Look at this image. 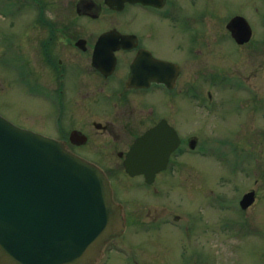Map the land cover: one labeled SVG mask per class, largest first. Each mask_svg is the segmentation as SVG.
Segmentation results:
<instances>
[{
    "label": "rangeland",
    "instance_id": "1",
    "mask_svg": "<svg viewBox=\"0 0 264 264\" xmlns=\"http://www.w3.org/2000/svg\"><path fill=\"white\" fill-rule=\"evenodd\" d=\"M22 1L0 0V9L7 3L19 8L16 4ZM24 1L25 18L31 19L37 6ZM45 1L64 11L74 0ZM192 2L187 0V22L199 20L191 8L206 13L200 16L206 41L202 58L188 57L185 69L186 87L194 84L199 92L187 89L171 96L170 106L177 109L171 115L177 131L183 138H197L195 149L184 144L155 185L144 186L139 177L129 180L111 170L123 168L116 155L120 144L105 134L90 135L87 148L94 156L89 158L112 174L116 197L124 200L128 213L124 237L135 250L131 260L113 251L103 264H264V0ZM234 14L246 17L253 29L250 41L242 45L225 26ZM129 16L130 9L119 14V25L130 28ZM7 19L0 15V39ZM110 20L90 21L91 31L99 33ZM23 22V17L16 18L18 26ZM5 72L0 69V113L23 128L54 135L55 129L43 121L50 112L39 106L36 96L6 87ZM152 101L157 111L168 112L160 95L154 94ZM86 119L104 121L93 115ZM63 127L67 133L71 129L68 122ZM251 189L255 200L241 209L238 201Z\"/></svg>",
    "mask_w": 264,
    "mask_h": 264
},
{
    "label": "flooded vegetation",
    "instance_id": "2",
    "mask_svg": "<svg viewBox=\"0 0 264 264\" xmlns=\"http://www.w3.org/2000/svg\"><path fill=\"white\" fill-rule=\"evenodd\" d=\"M33 2L36 13L28 18L29 25L24 0L4 16L8 22L0 39V69L6 71V87L36 96L39 106L50 112L43 121L55 129L56 138L89 158L94 156L87 148L91 133L105 134L121 145L116 155L123 159L136 137L160 120L176 128L171 96L184 95L187 89L199 92L194 84L186 87L185 69L188 57L202 58L204 10L191 8L199 18L191 24L186 21L187 0H133L120 10L104 0H74L64 11L53 8V2ZM129 9L132 26H120L117 17ZM18 17L24 21L20 26ZM105 17L111 24L99 33L91 31L89 22ZM103 33L109 37L99 42ZM122 35L131 37L123 40ZM160 61L172 64L162 67ZM160 75L163 80H156ZM154 94L167 100L168 112L157 111ZM90 115L104 121H88ZM65 122L71 125L68 133ZM111 170L129 176L124 168Z\"/></svg>",
    "mask_w": 264,
    "mask_h": 264
},
{
    "label": "water",
    "instance_id": "3",
    "mask_svg": "<svg viewBox=\"0 0 264 264\" xmlns=\"http://www.w3.org/2000/svg\"><path fill=\"white\" fill-rule=\"evenodd\" d=\"M125 1L133 0H105L118 9ZM226 27L239 44L251 37L250 24L241 15ZM108 37L102 34L99 40ZM178 143L176 130L162 120L135 139L124 159L125 170L143 173L152 182ZM254 198L253 190L246 192L241 207ZM123 227L122 206L114 201L99 166L63 142L0 114V264H97L106 243Z\"/></svg>",
    "mask_w": 264,
    "mask_h": 264
}]
</instances>
